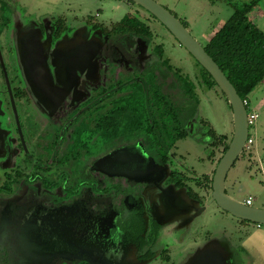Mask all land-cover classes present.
<instances>
[{"label":"flooded vegetation","instance_id":"af4514ba","mask_svg":"<svg viewBox=\"0 0 264 264\" xmlns=\"http://www.w3.org/2000/svg\"><path fill=\"white\" fill-rule=\"evenodd\" d=\"M136 6L126 16L149 26L147 38L113 30L126 16L107 26L0 0V264L264 263L249 238L261 225L211 202L215 170L198 177L180 153L181 140L214 151L224 135L155 43L150 20L160 22ZM183 83L198 105L178 138L160 94L188 109ZM207 209L221 227L207 226Z\"/></svg>","mask_w":264,"mask_h":264},{"label":"rangeland","instance_id":"374dc122","mask_svg":"<svg viewBox=\"0 0 264 264\" xmlns=\"http://www.w3.org/2000/svg\"><path fill=\"white\" fill-rule=\"evenodd\" d=\"M127 1L20 0V3L29 7L31 11L39 13H56V10H60L65 14L71 12L80 18L93 16L98 21L111 26L120 21L127 13H135L137 6L131 2V4H128ZM156 1L171 11L181 20L192 36L203 46H206V36L212 38L214 28L217 26L222 27L227 22L233 14V6L240 7L254 0ZM257 4L250 14V19L264 31V0H258ZM150 23H153L151 26L155 28V33H158L155 37V43L164 45L165 55L171 58L173 63L176 64L175 66L182 69L183 73L188 75L196 85V94L200 100L198 111L200 118L209 122L217 134L224 135L227 138L221 139L222 142L214 147V151L211 147L200 144L196 139L187 138L178 143L180 153L187 152V161L190 163L191 168L194 169L196 175L198 177H206V175L210 174L208 177L211 178L218 160L223 155L225 145L230 143L233 137L234 120L232 108L217 85L209 89L195 79V74L196 72L200 73V68L193 56L179 44L174 36L161 23L152 20H150ZM248 101H250V105L247 108L248 112L255 110V113L258 114L255 124L249 127V135L253 138L254 143L249 149H244L231 167L226 178V188L228 195L233 196L236 200L243 202L251 196L254 199L253 206L264 208V80L252 91ZM210 182L211 180H207V183L204 180V188L208 196L211 194ZM214 212L212 209H207L202 215L204 222L213 230L224 224V221H217ZM249 233L250 240L263 243L264 225L259 228L252 227Z\"/></svg>","mask_w":264,"mask_h":264},{"label":"trees","instance_id":"16d2710c","mask_svg":"<svg viewBox=\"0 0 264 264\" xmlns=\"http://www.w3.org/2000/svg\"><path fill=\"white\" fill-rule=\"evenodd\" d=\"M257 3L258 0H254L240 7L233 6L234 11L232 16L204 46L207 53L220 66L243 100H248L252 91L264 80V31L250 19V14L258 5ZM113 30L130 32V34H136L143 38L151 35L150 28L146 23L136 17L130 16H126L119 23L115 24ZM158 52L160 58H162L163 51L159 46ZM196 63L203 71L202 78L208 85L207 87L211 88L216 85L212 76L197 61ZM177 78L180 81L182 80L180 76H177ZM183 86L186 97L190 99L189 103L191 107L188 109H185V106L180 105L178 102L172 104L168 96L160 94L159 109L167 116V125L175 124L177 130L182 129L181 133L178 134V138L187 136L185 127L188 121L195 115L198 105L193 83H188L187 85L183 83ZM151 89H149V93L155 91L158 87L152 84ZM133 118L129 117L132 120H129L131 125L136 121ZM209 132L210 134H214L212 128H209ZM223 138L226 139L225 136H221L219 139ZM227 149L228 144L225 145L224 152Z\"/></svg>","mask_w":264,"mask_h":264},{"label":"water","instance_id":"95a60500","mask_svg":"<svg viewBox=\"0 0 264 264\" xmlns=\"http://www.w3.org/2000/svg\"><path fill=\"white\" fill-rule=\"evenodd\" d=\"M152 14L212 76L216 85L228 100L234 120V133L215 169L212 180V199L220 208L246 221L264 225V208L238 201L226 193V178L231 167L245 149L249 136L248 112L244 100L214 59L171 11L156 0H129Z\"/></svg>","mask_w":264,"mask_h":264},{"label":"built area","instance_id":"2783aa9c","mask_svg":"<svg viewBox=\"0 0 264 264\" xmlns=\"http://www.w3.org/2000/svg\"><path fill=\"white\" fill-rule=\"evenodd\" d=\"M248 102H249L248 100H244V103H245L246 107H248V104L250 105V103H248ZM247 118H248V124H249V127H250L251 125L255 124V121L258 118V114L255 113V110H252L251 112L248 113ZM253 143H254V140L249 135L248 139H247V142H246V145H245V150L249 149ZM246 202H247V204H251L252 198L249 197Z\"/></svg>","mask_w":264,"mask_h":264},{"label":"crops","instance_id":"0c3cea01","mask_svg":"<svg viewBox=\"0 0 264 264\" xmlns=\"http://www.w3.org/2000/svg\"><path fill=\"white\" fill-rule=\"evenodd\" d=\"M218 27H219V28H218ZM220 28H221L220 26H217V27L214 28V30L212 31L213 36L215 35V33H216ZM213 36H212V37H213ZM210 39H211V38H210L209 36H206V44L210 41ZM249 102H250V101H249ZM249 197H251V196H249ZM249 197H248V198H249ZM248 198H247V199H248ZM251 198H252V197H251ZM252 199H253V198H252ZM253 200H254V199H253ZM256 242H257V241H256ZM257 243H258L260 246H263V248H264V245H262V243H259V242H257ZM256 246H257V245H256ZM256 246H255V251H256V253H257V252L260 253V252H261L260 249H258Z\"/></svg>","mask_w":264,"mask_h":264}]
</instances>
